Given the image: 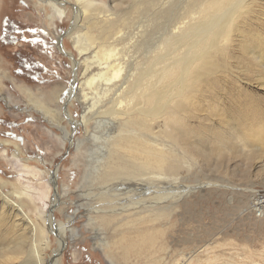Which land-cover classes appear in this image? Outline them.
Segmentation results:
<instances>
[{"label": "rangeland", "instance_id": "obj_1", "mask_svg": "<svg viewBox=\"0 0 264 264\" xmlns=\"http://www.w3.org/2000/svg\"><path fill=\"white\" fill-rule=\"evenodd\" d=\"M184 1L172 10L167 4L171 11L156 17L151 16L149 6L132 7L135 0H95L96 7L92 8L113 13L119 19L125 37L118 47L129 41L132 32L147 29L143 48L132 52L136 60H141L149 54V44L161 42L170 33L173 12L186 17L188 0ZM50 2L0 0V186L23 205L34 222L45 223L51 236L47 257H52L58 244L49 229L50 215L68 226L63 264H264V212L256 211L258 205L264 207V147L260 143L256 144L259 147L243 146L237 135L238 153L208 150L202 157L177 144L172 160L178 168L161 176L162 181L170 186L211 184L178 197L172 215L156 222L159 233L140 258L114 255L116 248L106 246L117 226L101 224L92 209L98 200L94 195L103 186L97 183L96 171L103 156L101 145L110 129L116 127L106 122V116L92 114L96 108L93 103L98 104L93 99L96 90L82 86L88 94L87 108L82 103L84 91L71 95V90L86 79L85 65L75 67L73 59H88L92 64L89 76L98 73L100 66L94 57L98 47L90 41L83 43L89 26L74 28L79 5L76 0H64L63 18ZM86 21L80 23L86 25ZM229 78L238 86L234 77ZM221 87L218 85L219 91L215 92L204 88L201 102L206 106L209 101L223 105L229 96L221 97L220 91L228 95L231 92ZM255 91L264 94L263 89ZM32 99L48 101L57 110L58 121L46 116ZM105 106L111 109L112 103ZM208 109L205 107L201 113L209 115ZM66 110L74 122L65 116ZM87 112L93 118L85 127L77 122ZM107 117L120 120L113 113ZM191 124H197L196 118ZM155 130L161 142L173 144L163 128ZM3 200L0 197V205ZM10 212L12 209L7 211L9 219L14 216ZM11 222L7 221L3 229L12 226Z\"/></svg>", "mask_w": 264, "mask_h": 264}, {"label": "bare ground", "instance_id": "obj_2", "mask_svg": "<svg viewBox=\"0 0 264 264\" xmlns=\"http://www.w3.org/2000/svg\"><path fill=\"white\" fill-rule=\"evenodd\" d=\"M76 1L79 5L74 28L89 26L83 43L90 41L98 47L94 57L100 71L89 76L92 67L89 60L73 59L75 67L85 65L86 79L79 88L71 90V95L83 92L84 84L96 90L93 99L99 105L93 103L96 108L92 114L106 116V122L116 127L110 129L111 133L101 145L103 156L99 158L96 171L97 183L103 186L94 195L98 200L92 211L101 224L117 226L114 238L104 241L106 246L116 248L114 255L140 258L150 240L159 233L156 222L172 215L178 197L211 184L170 186L162 181L161 176L178 168L172 160L177 144L192 155L205 156L208 150L235 152L237 136L243 146L259 147L256 144L260 143L264 147V94L255 91H264V0H188L184 9L186 17L182 18V14L180 18L177 11L173 12L177 16H173L170 33L162 43L149 44V54L141 60H136L132 52L144 46L145 24L140 25L145 29L132 32L129 41L118 47L125 37L119 19L113 17V13L92 8L97 4L95 0ZM180 1L135 0L132 7L149 6L151 16L156 17L171 11ZM49 4L60 18L65 17L64 0H51ZM83 21L86 25L80 23ZM230 76L236 79L238 86ZM218 85L231 94L222 89L221 97L229 96L224 104L209 101L206 106L201 102L200 93L204 94V88L215 92ZM247 86L252 87L253 92ZM86 95L84 91L85 108ZM32 100L46 116L58 121L57 110L50 107L48 101ZM108 103H112L111 109V106L105 108ZM116 103L121 105L116 107ZM205 107L210 109L209 115L201 113ZM65 113L68 120L73 121L70 111ZM110 113L120 120H110L107 117ZM92 118L87 112L77 123L86 127ZM195 118L197 124L192 125ZM209 119L214 122H208ZM158 127L175 143L161 142L155 130ZM0 197L4 199L0 205L3 208H0V264H63L68 236L66 223H58L49 215V229L58 244L48 258L46 249L51 236L45 223L34 222L23 205L11 199L1 186ZM263 208L258 205L256 211L263 214ZM11 209L14 216L9 219L7 211ZM7 221L12 226L4 230ZM109 255L113 256L111 252Z\"/></svg>", "mask_w": 264, "mask_h": 264}]
</instances>
